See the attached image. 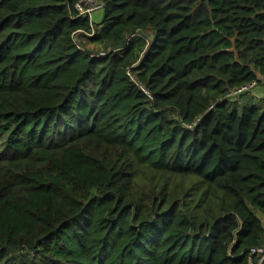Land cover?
I'll return each mask as SVG.
<instances>
[{
    "label": "trees",
    "instance_id": "trees-1",
    "mask_svg": "<svg viewBox=\"0 0 264 264\" xmlns=\"http://www.w3.org/2000/svg\"><path fill=\"white\" fill-rule=\"evenodd\" d=\"M78 1L0 0V264H256L264 0Z\"/></svg>",
    "mask_w": 264,
    "mask_h": 264
},
{
    "label": "built area",
    "instance_id": "built-area-1",
    "mask_svg": "<svg viewBox=\"0 0 264 264\" xmlns=\"http://www.w3.org/2000/svg\"><path fill=\"white\" fill-rule=\"evenodd\" d=\"M75 10L78 16L87 17L89 20H92V15L94 12H99L102 10L100 0H79L75 5ZM254 83L244 86L238 90H235L227 95L226 98L231 99L243 92H249L254 88ZM251 255L256 259V264H264V247L258 249L250 250ZM249 264H252V261H249Z\"/></svg>",
    "mask_w": 264,
    "mask_h": 264
},
{
    "label": "rangeland",
    "instance_id": "rangeland-1",
    "mask_svg": "<svg viewBox=\"0 0 264 264\" xmlns=\"http://www.w3.org/2000/svg\"><path fill=\"white\" fill-rule=\"evenodd\" d=\"M99 13H102V10L101 11H99V12H94V14L92 15V20L94 21L95 19V17L99 14ZM101 15V14H100ZM98 17H99V15H98ZM97 19V18H96ZM76 40H77V43L79 42L78 41V38H76ZM86 48L91 52V53H93L94 55H96V54H98V55H102L103 54V52H105V47L104 46H93V45H88V44H86ZM128 76H129V74H128ZM255 92H256V94L254 93V95H256L258 98H260V97H263L264 98V88H257L256 90H255ZM259 94V95H258ZM251 95H253V94H251ZM250 96V95H249Z\"/></svg>",
    "mask_w": 264,
    "mask_h": 264
},
{
    "label": "crops",
    "instance_id": "crops-1",
    "mask_svg": "<svg viewBox=\"0 0 264 264\" xmlns=\"http://www.w3.org/2000/svg\"><path fill=\"white\" fill-rule=\"evenodd\" d=\"M100 14H101V13H99L98 15L100 16ZM98 15H97L94 19L98 18Z\"/></svg>",
    "mask_w": 264,
    "mask_h": 264
}]
</instances>
